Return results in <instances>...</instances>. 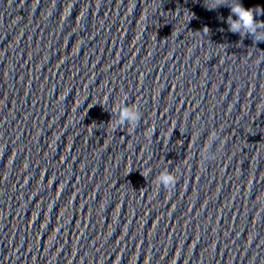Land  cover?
<instances>
[{"label": "water", "instance_id": "1", "mask_svg": "<svg viewBox=\"0 0 264 264\" xmlns=\"http://www.w3.org/2000/svg\"><path fill=\"white\" fill-rule=\"evenodd\" d=\"M236 2L0 0V264H169L246 179L264 27Z\"/></svg>", "mask_w": 264, "mask_h": 264}, {"label": "clouds", "instance_id": "2", "mask_svg": "<svg viewBox=\"0 0 264 264\" xmlns=\"http://www.w3.org/2000/svg\"><path fill=\"white\" fill-rule=\"evenodd\" d=\"M231 12L237 17L236 20H231V17H229V21L231 23V31L233 32H239L243 29L244 31L242 32V35L246 33L255 34L259 27H264V25H261L259 21H257L256 14H254L252 9L245 8L242 2H239V0H237V2L231 6ZM261 38L264 37H258L257 39ZM139 118L140 117L138 110L130 111L129 108L125 106L120 110V115L117 123L133 124L135 122H138ZM157 182L160 185H163L165 188H168L175 185L176 179L168 172H164L157 178Z\"/></svg>", "mask_w": 264, "mask_h": 264}]
</instances>
